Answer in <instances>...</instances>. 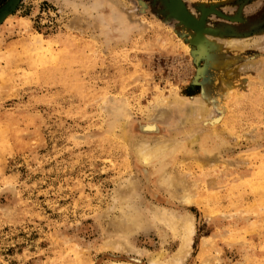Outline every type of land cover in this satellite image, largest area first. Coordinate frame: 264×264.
I'll list each match as a JSON object with an SVG mask.
<instances>
[{
  "label": "rangeland",
  "instance_id": "rangeland-1",
  "mask_svg": "<svg viewBox=\"0 0 264 264\" xmlns=\"http://www.w3.org/2000/svg\"><path fill=\"white\" fill-rule=\"evenodd\" d=\"M8 1L0 264H264V0Z\"/></svg>",
  "mask_w": 264,
  "mask_h": 264
},
{
  "label": "bare ground",
  "instance_id": "bare-ground-1",
  "mask_svg": "<svg viewBox=\"0 0 264 264\" xmlns=\"http://www.w3.org/2000/svg\"><path fill=\"white\" fill-rule=\"evenodd\" d=\"M15 2V1H14ZM5 14V12L4 11H2L1 13H0V19H1V17H3V15ZM191 14V13H190ZM8 15V14H7ZM192 15V14H191ZM5 16V15H4ZM196 18V17H195ZM197 19V18H196ZM196 25V24H195ZM202 30V29H201ZM193 36H195V38L194 39H196V41H197V43L198 44H200V45H202V46H204V45H206L205 43L206 42H208V39L209 38H211V37H208V36H206V34H204L203 32H199V33H196L195 35H193ZM214 38V37H213ZM224 39V38H223ZM210 40H212V39H210ZM213 40H215V38L213 39ZM217 40V39H216ZM221 41V40H220ZM232 41V40H231ZM222 42V41H221ZM223 42H225V40L223 41ZM227 42H229V41H227ZM227 42H226V44H227ZM203 48V47H202ZM215 62V61H214ZM217 62V61H216ZM231 68V67H230ZM226 87H228V86H226ZM207 101V100H206ZM205 103V102H204ZM206 106V105H205ZM206 111L208 110V109H205ZM154 111V110H153ZM156 111V110H155ZM154 115V114H153ZM151 117V116H150ZM160 118V117H159ZM141 127L144 129V130H146V131H153V130H156L157 129V123L156 122H149V123H147V124H144V125H141ZM138 143V142H137ZM147 143V142H146ZM165 143V142H164ZM167 143V142H166ZM139 144V143H138ZM159 144V143H158ZM135 145V144H134ZM152 145V144H151ZM163 145V144H162ZM137 146V145H136ZM138 146H140V144L138 145ZM161 147V144L160 145H158V147ZM153 147H155V146H153ZM153 147H152V149H153ZM134 148H135V146H134ZM140 148V147H139ZM145 148H147V147H145ZM156 148H157V146H156ZM152 149H150L149 151L148 150H146V151H148L147 153L145 152H143V155H141L142 153V151L143 150H141V157H142V159H144L145 160V162L146 161H148V159L149 160H152V158L153 157H151L153 154H155L156 152H157V150H159V148H157V149H153V151L151 152V150ZM140 149H138L137 150V152L139 151ZM160 150H161V148H160ZM164 150V149H163ZM150 152V153H149ZM155 152V153H154ZM162 153V152H161ZM139 154V153H138ZM151 154V155H150ZM140 155H138V156H140ZM140 157V158H141ZM154 160V159H153ZM158 160V159H157ZM163 160H165V159H163ZM156 161V160H155ZM162 161V160H161ZM143 169V168H142ZM145 171V170H144ZM164 177V176H163ZM146 178V177H145ZM165 183V182H164ZM173 183V182H172ZM176 183V182H175ZM171 185V184H170ZM173 185V184H172ZM173 186H175V184L173 185ZM171 198V197H170ZM175 199V198H174ZM186 202H189V199H188V201H186ZM169 219V218H168ZM170 220V219H169ZM188 220L187 219H185V218H180V219H176V220H174V222H171V226L173 227V228H177V227H182L181 228V235H182V246H181V248L179 249V251H178V253L179 254H181L183 251H185V249H186V241H187V239H188V237H187V234H186V232H188L189 231V229H190V227H189V224H188V222H187ZM174 259H176V258H174ZM172 260V261H175V260ZM111 264H131V263H111Z\"/></svg>",
  "mask_w": 264,
  "mask_h": 264
},
{
  "label": "water",
  "instance_id": "water-1",
  "mask_svg": "<svg viewBox=\"0 0 264 264\" xmlns=\"http://www.w3.org/2000/svg\"><path fill=\"white\" fill-rule=\"evenodd\" d=\"M181 1L180 0H165L164 6L166 8V11L168 12V14L171 17L179 20V22H181L183 25L187 26L188 28L193 29L195 32H199L200 31L199 27H195L194 23L191 20L190 15L186 12V10L184 9V7L182 5L184 3L181 4ZM16 3L13 4V6H12L11 5V0H9L8 3L4 6V8L7 9L6 7H9V9H8L9 12L8 13H10L15 8ZM210 9L209 8L203 9L202 14L197 19V21L203 20L205 18V14Z\"/></svg>",
  "mask_w": 264,
  "mask_h": 264
}]
</instances>
